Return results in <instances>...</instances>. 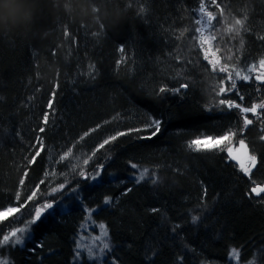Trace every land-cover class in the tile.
<instances>
[{
    "label": "trees",
    "instance_id": "16d2710c",
    "mask_svg": "<svg viewBox=\"0 0 264 264\" xmlns=\"http://www.w3.org/2000/svg\"><path fill=\"white\" fill-rule=\"evenodd\" d=\"M203 3L223 66L264 69V0H0V264H264L229 150L263 175L264 82L208 59Z\"/></svg>",
    "mask_w": 264,
    "mask_h": 264
},
{
    "label": "rangeland",
    "instance_id": "374dc122",
    "mask_svg": "<svg viewBox=\"0 0 264 264\" xmlns=\"http://www.w3.org/2000/svg\"><path fill=\"white\" fill-rule=\"evenodd\" d=\"M199 13V30H200V37H201V43L204 47L205 53L208 57V59L212 62L213 65H215L216 67H218L221 71H227L229 72L228 74V79L235 84L237 81H239V79L242 78H249V77H254L259 75L258 77L262 78V74H261V70H264L263 68H256L255 66H251L249 67L246 71L244 70L242 73L243 74H232L230 73L232 70V68H230V70L227 69V67L223 66V61L221 59V57L218 54V51L215 49L214 45L212 44L208 33L210 32L211 29V25H212V13L209 12L207 10V6L203 3L201 5V8L198 11ZM233 71V70H232ZM259 78V79H261ZM248 120L250 118H247ZM229 139L228 137H224V138H219V139H215L212 140L210 138H206L204 140H202V143H212V142H223L225 140ZM244 139L241 138V140L239 139L238 141H236V143H231L230 146V153L233 151L238 150L242 145H244ZM255 165V158L249 154L245 159H244V163L241 165V168L246 171L248 174L251 171V169L254 167ZM258 190V189H257ZM256 190V191H257ZM17 209L13 208V209H8V210H4L0 212V220L5 219L7 216H9L11 213L15 212Z\"/></svg>",
    "mask_w": 264,
    "mask_h": 264
},
{
    "label": "flooded vegetation",
    "instance_id": "af4514ba",
    "mask_svg": "<svg viewBox=\"0 0 264 264\" xmlns=\"http://www.w3.org/2000/svg\"><path fill=\"white\" fill-rule=\"evenodd\" d=\"M261 81L264 82V77H262ZM258 120L259 119H257V118H255V119L252 118V119H249L247 121L249 129L251 128L249 138L253 140L255 136H258V135H256V133L259 132L260 134H262L259 142L264 143V133H263L264 132L263 131L264 125L260 126V124H262L264 122V119H262V121H260V120L258 121ZM244 142H245L244 145H246L248 150H249V154H251L255 158V165L251 169V171L249 172V175H251L253 177L259 175L261 178H263V182L262 183H255V185L253 187V192H254L255 195H260L262 193L264 194V173H263V175L260 174L262 171H260V173H258V171L260 170V169L258 170V166H259V163H260V156H259V153L257 152V150L255 148L256 147L255 145L257 143L254 142V141H244Z\"/></svg>",
    "mask_w": 264,
    "mask_h": 264
},
{
    "label": "water",
    "instance_id": "95a60500",
    "mask_svg": "<svg viewBox=\"0 0 264 264\" xmlns=\"http://www.w3.org/2000/svg\"><path fill=\"white\" fill-rule=\"evenodd\" d=\"M249 155V150L246 145H242L238 150L231 153V159L235 163H242V161Z\"/></svg>",
    "mask_w": 264,
    "mask_h": 264
},
{
    "label": "bare ground",
    "instance_id": "6f19581e",
    "mask_svg": "<svg viewBox=\"0 0 264 264\" xmlns=\"http://www.w3.org/2000/svg\"><path fill=\"white\" fill-rule=\"evenodd\" d=\"M230 157H231V153H230ZM232 160V159H231ZM244 163V160L242 161V163H236V164H238L240 167H241V165Z\"/></svg>",
    "mask_w": 264,
    "mask_h": 264
}]
</instances>
